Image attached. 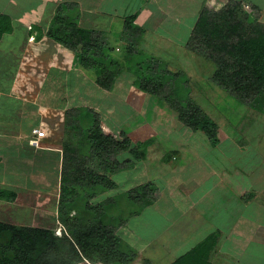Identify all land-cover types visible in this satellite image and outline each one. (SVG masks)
<instances>
[{"label":"rangeland","instance_id":"obj_1","mask_svg":"<svg viewBox=\"0 0 264 264\" xmlns=\"http://www.w3.org/2000/svg\"><path fill=\"white\" fill-rule=\"evenodd\" d=\"M2 1L4 0H0V3ZM15 1L13 0L6 6L1 4L0 12L6 10L7 6L13 8ZM38 1H18L22 2L20 13L22 16L20 23L16 22L14 27L22 25L29 30L30 27H27V24H31L36 19L29 20L31 16L30 13L27 14V11ZM45 1H49L50 7L58 4V0ZM204 1L62 0L65 10L61 12L63 14L61 17L69 19L73 15L79 27L94 32L93 39L99 38L110 48L113 45L120 47L121 50L112 53L113 58L121 61L134 59L138 55L141 61L136 64V67L141 74L144 71L143 65L149 63L153 69L162 67L161 70L167 74L186 76L182 84L189 93L186 92L188 95L185 98H180L176 87H166L164 89L166 97L162 93L156 96L142 91L134 83L137 73L134 72L135 76H132L131 71L128 72L123 66L116 68V82L112 90L107 92L104 90L102 96L101 90L92 89L89 87L92 85H87L91 89L90 96L96 101L92 103L97 109L88 107L93 118L99 121L105 135L112 136L122 145V148L126 149L116 154L104 155L101 158L95 157L90 148L91 141L86 145L82 139V148L86 150L83 155L85 157L82 156L79 160L80 155L76 154L80 150L75 148L68 149V156L72 158V163L77 159L80 170L86 169L84 187L86 185L93 188V193L95 186L99 183L101 185L102 177L107 183L109 182L108 184L112 183L111 187H108L107 183L102 184L105 192L101 189L99 195L95 194L90 200L91 203L97 204L105 201V204L106 201L114 197L120 199L123 194L127 193H130L128 197L135 200L136 206L131 210L134 212L126 222L120 219V226L114 232V235L123 239L127 253L132 255L136 252L137 254L134 255L136 258L134 261L120 260L122 264H145L147 261L151 264V255L161 250L171 252L174 258L180 257L186 254V249L192 247L199 235L212 232L211 235H217V239L224 238V233L233 231L231 223L240 227L241 230L246 229V224H240L245 222L238 218L241 215L239 208H250L249 211L257 219H260V216L255 214V208H264V94L242 104L211 80L216 66L188 49L187 45L192 37L194 25L200 18L203 6L205 7ZM219 1L226 2V0H212L211 10L228 7L229 3L222 6L224 4L219 5ZM108 2L110 3L109 10ZM243 4L245 6L240 11L242 18H245V14L252 20L255 17L261 19L259 18L262 17L261 14L259 15L255 8H248L246 7L248 4ZM54 8L47 18L49 25L44 23L46 20L41 21L38 27L31 29L35 38L31 35L28 41L38 43L36 40V33H40L38 28H42L44 34L48 33L56 19L59 5L55 8L56 10ZM99 9L103 10V13ZM18 10L20 9L13 8L14 12ZM26 14L27 17L24 18ZM102 15V19L98 18V21H95L97 25L101 24L102 31L87 27L90 23L89 18ZM132 15L137 16V23L143 32L139 36L128 37L125 36L123 28L125 20ZM79 21L82 22L81 25ZM46 25L47 28H44ZM105 25H107L106 32L110 36L108 38L104 37ZM16 30L18 32L15 36L4 37L5 41L0 44V59L1 56H10V52L14 53L20 49H23L24 57L34 59L39 52L38 47L33 45H28L29 48L27 46L17 47L22 33L20 28ZM126 37L125 43L123 38L126 39ZM127 48L130 49V53H127ZM18 54L19 52L14 55L19 56ZM79 54L81 56L82 52ZM99 56L100 54H96L97 58ZM33 63L35 62L28 64L24 62L22 66L23 76L20 81L24 83L28 91L32 87H38L39 91L56 90L57 85L43 86L40 81H29L28 76L31 74L38 76L39 79L45 75V71L41 68L35 69ZM160 64L163 65L160 66ZM88 71L97 75L96 82L100 74H103L102 70L99 71L100 73L95 70ZM153 81L150 82V86H158L156 80ZM63 84L60 83L64 88L66 84ZM98 87L102 89L99 85ZM92 90H95L94 93ZM169 100L175 101L178 105L190 104L201 109L217 124L215 138L210 139L201 132L196 133L181 123L176 109L171 108ZM82 106L83 101L71 102L70 100L69 102L67 100L68 110L76 107L82 108ZM54 124L60 127L59 118H54ZM44 133L45 136L49 134L48 131ZM58 133L60 136L63 135V132ZM84 135L81 133L79 138H85ZM64 139L75 142L71 134L68 137L64 133ZM136 155L140 157L136 158ZM61 167L60 163V166L54 170H60ZM89 174L96 178L90 177ZM57 183L56 195L60 192L58 175ZM56 198L58 199L59 195ZM49 206L51 208H39L37 213L29 209L24 210V208H18L17 213L16 210L11 213L8 208L0 207V221L6 223L12 214L13 218L29 224L31 218H36L33 224L37 223L39 227L41 225L51 226L50 213L55 212L56 208H52L54 207L52 202L46 204V207ZM120 208H114L113 213H116V217L119 216ZM121 211L124 212V208ZM73 215L75 213H70V216ZM216 224L230 228L225 227V231L221 230L222 228L215 230L213 226ZM162 232L166 233L162 236L164 240L176 237L182 242L162 243L161 239L157 238V234ZM54 233L55 235L62 234L57 228ZM120 246L119 239H116L109 244L108 248L125 251ZM80 264H87V262Z\"/></svg>","mask_w":264,"mask_h":264},{"label":"trees","instance_id":"obj_2","mask_svg":"<svg viewBox=\"0 0 264 264\" xmlns=\"http://www.w3.org/2000/svg\"><path fill=\"white\" fill-rule=\"evenodd\" d=\"M228 3L225 9L211 10L212 0L205 2L187 47L198 57L216 66L211 80L243 104L264 94V24L256 17L252 20L244 14L245 18H242L240 11L245 6L243 3L226 0V2L219 1L218 4L226 6ZM246 7L253 8L251 5ZM255 9L258 10V8ZM64 10L65 7L61 5L46 35L69 51L77 53L84 70L98 72L102 70L103 74H100L97 85L103 90H112L116 82V68L123 66L128 72L131 71L132 76H135L134 72L137 73L134 83L144 92L156 96L162 93L166 97L164 89L176 87L180 98L188 95L186 92L189 93V91H186L182 84L186 76L167 74L161 70L162 67L153 69L149 63L143 65L144 71L141 74L136 67V64L141 61L138 55L134 59L121 61L113 58L112 53L121 50L118 45L110 48L99 38L93 39L94 32L79 27L73 15L69 19L61 17L63 15L61 12ZM136 20V15L125 20L123 28L125 36L141 35L143 29ZM13 31L12 19L8 15L0 14V37ZM43 34V30H40V33H37V40L41 39ZM104 37L110 36L104 33ZM123 40L126 43L127 37ZM126 51L130 53L129 48ZM80 52H82L81 56ZM96 54L100 56L97 58ZM159 77L162 78L159 79ZM154 79L158 86H150V82H154ZM169 104L171 108L176 109L179 121L189 129L196 133L201 132L210 139L215 138L217 124L201 109L190 104L178 105L173 100H169ZM89 110L82 107L67 110L65 113V134L68 137L71 134L75 142H69V139L64 141L65 154L61 167L59 203L52 215L54 225L61 226L62 235H55V227L45 229L0 223V264H80L84 261L90 264H122L120 260L130 262L136 259L134 256L137 255L136 252L132 255L127 253L123 239L114 235L120 226V219L126 222L134 212L131 210L136 206L135 200L128 197L130 193H127L120 199L114 197L105 204V201L91 203L90 200L94 195H99L100 190H104L102 184L107 183L106 179L102 177L101 185L97 184L93 193V188L86 185L84 187L86 169L80 170L77 159L72 163V158L68 156V149L72 148L80 150L76 154L80 155L79 160L85 155L86 150L82 148V139L86 145L91 141L90 148L95 157L101 158L126 149L122 148V145L112 136L103 133L101 124L93 118ZM81 133L85 134V138H79ZM139 157L136 155V158ZM89 175L96 178L92 174ZM108 183L107 186L111 187L112 183ZM7 194L8 192L0 190V199ZM115 207H121L118 217L116 213H113ZM123 208L124 212L121 211ZM94 209L97 210L94 211ZM70 213L75 215L70 216ZM116 239H119L120 247L125 251L108 248L109 244ZM217 241V235L208 236L192 250L180 256L173 264H213L210 259ZM145 264L150 262L147 261Z\"/></svg>","mask_w":264,"mask_h":264},{"label":"crops","instance_id":"obj_3","mask_svg":"<svg viewBox=\"0 0 264 264\" xmlns=\"http://www.w3.org/2000/svg\"><path fill=\"white\" fill-rule=\"evenodd\" d=\"M12 1L13 0H4L0 5L6 6ZM18 1L23 0H16L13 8H19V13L18 11L14 12L13 8L10 6H7L6 10H1L0 12L10 17L13 21V25L16 22L20 23L22 16L20 15L22 11V2ZM235 1L251 5L253 8H258L256 12L259 15L261 14L262 17L259 18L262 19H260V21L264 24V0ZM43 2L45 4H43ZM63 3L62 0H58V4L53 6L56 8L59 5L60 7ZM109 5L110 3L108 2V10L110 9ZM54 7H50L49 1L39 0L28 8L27 14L30 13V16H33L32 18L30 17L29 20L36 19L32 22L33 24H27V27H30L29 30L22 25H18L17 27L15 26L16 28L14 27L12 33L0 37V44H2L3 41H5L3 40L4 37L15 36L18 32L16 29L20 28L22 34L20 33L21 35L17 47L27 46V48H29L28 45H33L34 47H38L37 49L39 50L34 59L26 56L24 57V55H22L23 49H20V51L17 50L14 53L10 52V56L4 55L1 56L0 59V190L8 192L7 195L3 196V199H0V207L8 208L11 213L14 212V210H16L17 213L18 208H24V210L29 209L37 213L39 208H51V206L46 207V204L49 202H52V205H54L52 208L58 207L59 198L57 199L56 197H58V195L60 196V192L56 195L55 189L58 186L57 175L59 179H61V169H54L57 166L59 167L60 163L62 164V159L65 154V121L63 118L68 110L66 108L67 100L69 102L70 100L71 102L83 101L82 107H94V109H97L92 103L96 101L90 96L91 89L89 87L95 90H101V96L104 93V90L100 89L97 85V75L95 76L93 73L82 68L77 53L69 51L64 46L56 43L50 39L46 33L43 34L39 40H37L36 33V40L38 43L28 41L31 35L35 38L34 33L32 34V30L38 27L41 21L46 20L44 23L47 24L48 15L51 14V10ZM108 10H106V12ZM99 11L103 13V10L99 9ZM45 12L46 14L44 15ZM109 12L111 13V11ZM14 14L16 15L13 16ZM27 14L24 18L27 17ZM98 18L102 19L103 15L89 18L90 23L87 24V27H94L102 31L101 24L97 25L95 22L98 21ZM79 23L80 25L82 24L81 21H79ZM47 25H49V23ZM47 25L44 26V28H47ZM38 29L43 30L42 28ZM103 29L105 30V34H108L106 32L107 25H105ZM26 30H28V32ZM18 52L19 56L14 55ZM12 54L13 56H11ZM24 62L27 64L29 62H35L33 63L35 69L41 68L45 71V75L41 79L33 74L28 76L30 82L34 80L36 82L40 81L43 86H53L54 84L58 86L56 90L51 92H49L48 89L39 91L38 87H32L28 91V88L20 81V78L23 76L22 66ZM49 81L53 83H48ZM55 82H57V84ZM60 83H64L66 86L63 88ZM87 85L92 86L88 87ZM59 86H61L62 89ZM94 91L92 90V93H94ZM87 101L90 103L87 104ZM54 118H59L60 127L55 126ZM36 128H41L43 132L48 131L49 134L39 138L33 132ZM58 132H63V135L60 136ZM239 209L241 215L238 218L245 222L240 224H246V229L241 230L240 227L232 225L233 223H231L230 226H232L231 229L233 231L224 233V238H218L217 245L210 259V262L213 264H264V208H255V214L259 215L260 219H257L252 212L249 211L250 208ZM42 212L45 213V211ZM52 214L54 215V212L50 213V219L52 221L50 222L52 225H47L46 227L42 225L39 227L37 223L33 224L36 222V218H31L29 224L13 218L12 214L9 217V221H6V223L0 221V223L18 227L59 228V226L56 227L54 225ZM225 227L228 226H223L221 224L213 226L215 230H220L222 228L221 230L223 231H225ZM211 233L208 232L206 235H199V237H197L198 240L193 243L192 247L186 249V253L205 240L207 238L206 236L211 235ZM163 235L165 236L166 233L162 232L161 234H157V238H160L162 243L169 241L171 244H178V242H182L181 239H176V237H170L164 240L162 238ZM158 240H156V243H158ZM170 253L171 252L168 253L166 250H161L158 253L155 252L151 255V264H173L179 257L174 258ZM150 259L148 260L150 261ZM87 264L90 263L87 262Z\"/></svg>","mask_w":264,"mask_h":264},{"label":"built area","instance_id":"obj_4","mask_svg":"<svg viewBox=\"0 0 264 264\" xmlns=\"http://www.w3.org/2000/svg\"><path fill=\"white\" fill-rule=\"evenodd\" d=\"M34 134L37 135L39 138L44 136L45 133L41 130V128H36L33 130Z\"/></svg>","mask_w":264,"mask_h":264},{"label":"bare ground","instance_id":"obj_5","mask_svg":"<svg viewBox=\"0 0 264 264\" xmlns=\"http://www.w3.org/2000/svg\"><path fill=\"white\" fill-rule=\"evenodd\" d=\"M61 232H62V230H61ZM56 233H57V231H56ZM57 235L59 236V235H61V234L59 233V234H57Z\"/></svg>","mask_w":264,"mask_h":264},{"label":"clouds","instance_id":"obj_6","mask_svg":"<svg viewBox=\"0 0 264 264\" xmlns=\"http://www.w3.org/2000/svg\"><path fill=\"white\" fill-rule=\"evenodd\" d=\"M57 229H60V231L62 230L61 227L57 228ZM62 235V234H61Z\"/></svg>","mask_w":264,"mask_h":264}]
</instances>
